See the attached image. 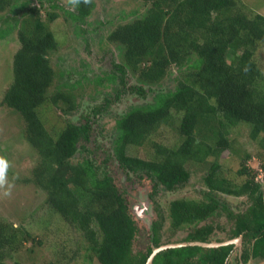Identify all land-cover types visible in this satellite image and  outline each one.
Wrapping results in <instances>:
<instances>
[{
  "label": "trees",
  "instance_id": "obj_1",
  "mask_svg": "<svg viewBox=\"0 0 264 264\" xmlns=\"http://www.w3.org/2000/svg\"><path fill=\"white\" fill-rule=\"evenodd\" d=\"M35 1L38 3L0 0V12L5 14L0 20V39L15 32L22 46L2 101L22 119L24 137L38 153L28 179L46 192L51 207L78 231L82 242H76L79 246L72 258L84 247L89 260L94 257L100 264H145L153 246L164 243L163 211L158 209L150 223L146 249L134 251L136 221L112 175L96 162L95 151L87 146L90 121L74 123L60 115L62 126L48 129L40 115L46 103L63 109L65 115L78 105L72 92H66L68 83L48 94L56 78L49 54L58 49L59 42L46 21H56L60 17L56 8H65L57 0ZM74 1V10L66 14L79 35L88 24L95 1ZM142 1L148 5L146 11L110 33L109 39L122 45L121 62L115 63L120 76L105 74L101 78L100 82L114 90L106 96L104 108L126 93L128 71L139 83L133 88L139 95L144 92L143 84L161 83L172 68L181 72L174 90L155 93L152 103L132 105L116 120L112 135L116 160L128 175L148 178L154 191H175L190 178L187 162L214 156L204 176L208 187L204 199H173L168 206L169 229L194 226L182 241H213L214 225L200 223L215 213L224 214L234 226L229 238L243 235V259L264 261V161L263 181L247 165L252 156L249 152L238 170L243 184L217 172L219 156L233 149L234 140L229 136L233 126L248 124L250 137L259 139L264 147V72L256 58L264 41V14L246 11L239 0ZM160 124H176L181 138L177 147L154 142L156 156L152 159L127 154L130 142L149 137ZM218 193L246 195L251 203L236 212L218 199ZM13 223L0 218V264L13 259L15 264H32L36 259L30 254L43 241L33 236L30 227ZM234 248L235 244L169 247L156 253L152 264H228ZM21 252L30 257L17 259ZM45 264L61 262L50 259Z\"/></svg>",
  "mask_w": 264,
  "mask_h": 264
},
{
  "label": "rangeland",
  "instance_id": "obj_2",
  "mask_svg": "<svg viewBox=\"0 0 264 264\" xmlns=\"http://www.w3.org/2000/svg\"><path fill=\"white\" fill-rule=\"evenodd\" d=\"M94 1L95 8L88 19V24L79 35L74 32L75 23L66 14L67 10H74V0H57L65 9L56 8L60 17L54 22L46 21L59 42L58 49L49 54L50 65L55 69L56 78L48 89V94L54 93L57 86L63 82L68 83L66 92H72L78 107L65 115L63 109L46 103L41 107L40 115L48 129L62 126L60 115L68 117L74 123L84 122L85 119L90 121L91 140L87 146L95 151L96 162L106 167L112 175L116 186L127 198L130 212L136 221L134 251H144L149 244L150 223L157 217L158 209L163 211L162 241H182L194 226H185L171 232L168 206L176 198L204 199L208 190L204 176L215 160L214 156L210 155L202 162H187L190 178L175 191L165 189L154 191L148 178L137 177L134 173L128 175L120 168L113 152L112 141L116 120L132 105L152 103L155 93L174 90L176 78L181 70L172 68L167 77L157 85L143 84L142 95L136 94L133 90L139 83L129 71L124 84L126 93L118 101H113L114 103L104 108L106 96L113 95L114 90L106 85L105 81L100 80L105 74L120 75L115 63L121 62L120 50L116 43L108 41V35L119 24L142 15L148 5L142 0ZM239 1L246 11L264 14V0ZM31 2L38 3L35 0ZM45 9L47 10V5ZM44 12L45 10L42 11L43 18L46 19ZM3 16L5 14L2 11L0 20ZM2 39H0V218L12 220L15 225L25 224L30 227L34 237L43 241L42 245L35 247V251L30 254L36 259L32 264H45L50 259H59L61 264H100L94 257L89 260L84 247L75 258H72V253L79 246L76 242H82L78 231L51 207L46 192L28 179L38 160V153L24 137L22 119L2 101L5 89L12 82L13 63L22 46L15 32ZM256 58L264 72V41L256 51ZM96 108H101L99 114L94 112ZM176 130V124L157 125L149 137L135 138L130 142L127 154L152 159L156 156L154 142L177 147L181 138ZM229 131L234 146L219 156L218 175L227 177L238 185L243 184L244 178L239 175L238 170L244 161L245 152H249L252 156L247 160V165L252 169L251 173H258L259 180L263 181L261 163L264 161V147L260 145L259 139L254 140L250 137V128L246 123H239ZM218 199L227 203L236 212L245 210L251 203L246 195L218 193ZM205 223L214 225L215 230L212 231L214 239H228L233 228V222L224 214L215 213L200 224ZM25 252L19 253L16 258L19 260L29 258ZM8 264H15L14 259ZM250 264H263V261L250 259Z\"/></svg>",
  "mask_w": 264,
  "mask_h": 264
},
{
  "label": "flooded vegetation",
  "instance_id": "obj_3",
  "mask_svg": "<svg viewBox=\"0 0 264 264\" xmlns=\"http://www.w3.org/2000/svg\"><path fill=\"white\" fill-rule=\"evenodd\" d=\"M108 41L109 42H113V41H111L110 39H109V36H108ZM113 43H116V42H113ZM117 44V46H118V48L119 47H121L122 45H120L119 43H116ZM119 50H120V48H119ZM121 54V53H120ZM118 63V62H117ZM117 72H119V71H117ZM128 73H129V71H128ZM127 73V74H128ZM116 76H120V75H116ZM127 76V75H126ZM137 87H135V89H136ZM94 112L96 113V114H99L100 112H101V110L99 111L98 110V108H97V111H95L94 110ZM115 125H116V122H115ZM215 230V227H214V229H213V231ZM213 234V233H212ZM237 236H235V237H233V238H228V239H226V240H223V239H220V241H216L217 243H219L217 246H202V245H199V244H197V242H198V240L197 241H164V243L163 244H168V243H179V242H196V244H190V245H198V246H202V247H220V246H226V245H229V244H235V248L232 250V253L230 254V256L227 258V262H228V264H250V259H255V258H252V257H250V258H248L247 260H244L243 259V242H241V248H240V246L238 245V244H236V243H227V242H223V241H227V240H230V239H234V238H236ZM216 239H213V241H209V242H207V241H200V242H203V243H212V242H214ZM161 242H163V241H161ZM163 244H160V245H158V246H153V248H152V251H153V249H154V247H159V246H161V245H163ZM246 245H248V244H246ZM178 247V246H177ZM163 250V249H162ZM161 251V250H160ZM159 251V252H160ZM263 264H264V261H263Z\"/></svg>",
  "mask_w": 264,
  "mask_h": 264
},
{
  "label": "water",
  "instance_id": "obj_4",
  "mask_svg": "<svg viewBox=\"0 0 264 264\" xmlns=\"http://www.w3.org/2000/svg\"><path fill=\"white\" fill-rule=\"evenodd\" d=\"M241 241L242 238L241 236L236 237L234 239H230L227 241H223V242H227V243H236L240 246L241 248ZM190 244H196V242H179V243H168V244H163L159 247H154L152 253L150 254V256L148 257L147 261L145 264H152L153 261V257L155 256L156 253H158L160 250L165 249V248H169V247H177V246H182V245H190ZM197 244L202 245V246H217L219 243L217 242H212V243H203L198 241Z\"/></svg>",
  "mask_w": 264,
  "mask_h": 264
},
{
  "label": "clouds",
  "instance_id": "obj_5",
  "mask_svg": "<svg viewBox=\"0 0 264 264\" xmlns=\"http://www.w3.org/2000/svg\"><path fill=\"white\" fill-rule=\"evenodd\" d=\"M119 25H120V24H119ZM116 28H117V26H116L113 30H115ZM113 30H112V31H113ZM112 31H111V32H112ZM111 32H110V33H111ZM110 33H109L108 36H110ZM143 159H144V158H143ZM262 173H263V172H262ZM261 178H263V174H262V177H261ZM257 179H259V178H257ZM233 227H234V226H233ZM239 236H241V238H242V241H241V242H243V235L241 234V235H238L237 237H239ZM214 242H216V240H215Z\"/></svg>",
  "mask_w": 264,
  "mask_h": 264
}]
</instances>
